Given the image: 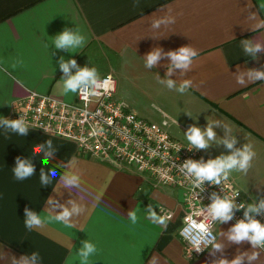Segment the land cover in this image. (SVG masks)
Segmentation results:
<instances>
[{"label": "crops", "instance_id": "obj_1", "mask_svg": "<svg viewBox=\"0 0 264 264\" xmlns=\"http://www.w3.org/2000/svg\"><path fill=\"white\" fill-rule=\"evenodd\" d=\"M156 20L160 26L154 28ZM65 28L86 37L75 53L52 43ZM243 41L264 46V0H0V117L11 119L15 102L30 92L74 101L76 94L63 92L61 58L95 67L100 78L113 69L116 99L132 110L138 106L134 87L161 110L189 111L192 122L213 123L216 139L207 148L212 159L250 144L256 154L251 167L246 173L232 170L228 179L247 206L258 207L264 200V80L253 81L247 73L264 71V52L254 58ZM182 46L198 52L190 70L167 75L171 61L166 55L145 67L152 50L167 53ZM166 79L176 88L160 83ZM184 80L191 86L180 93L176 89ZM233 138L230 150L222 141ZM39 145L52 153L46 164L43 152H33ZM17 157L31 160V177H14ZM41 171L48 176L46 185ZM64 173L78 176V186H65ZM149 205L164 224L149 219ZM74 206L79 211L67 218L71 229L54 219ZM26 208L48 214L29 230ZM131 211L137 213L136 223L129 219ZM185 214L177 188L158 185L129 166L119 169L89 159L72 140L31 128L21 136L0 125V264H13V256H26L28 264H83L79 253L85 242L96 249L87 264H218L221 259L231 264L238 256L242 264H264L260 248L229 240L235 225L230 221L216 227L219 250L213 245L200 257L188 256L179 236ZM253 252L258 258L250 262Z\"/></svg>", "mask_w": 264, "mask_h": 264}, {"label": "built area", "instance_id": "obj_2", "mask_svg": "<svg viewBox=\"0 0 264 264\" xmlns=\"http://www.w3.org/2000/svg\"><path fill=\"white\" fill-rule=\"evenodd\" d=\"M101 79L107 80L106 88L87 100L80 94H76L73 102H68L58 96L30 92L15 102L11 119L24 117L28 128L74 141L80 153L89 159L119 169L129 166L158 185L179 189L186 211L180 239L188 256H202L216 243V227L221 223L213 221L207 212L212 193L231 199L237 206L245 205L233 210L229 221L234 224L244 219L246 201L228 178H222L219 185L205 181L201 188L194 187V178L187 177L181 165L187 159L207 160L196 149L190 151L169 135L166 127L170 122L166 118L162 125L150 123L126 102L117 100V79L113 74ZM162 213L166 214L163 210ZM250 215L264 224L263 212ZM193 221L197 225L204 224L207 233L197 228L184 231ZM197 247L201 251H197Z\"/></svg>", "mask_w": 264, "mask_h": 264}, {"label": "clouds", "instance_id": "obj_3", "mask_svg": "<svg viewBox=\"0 0 264 264\" xmlns=\"http://www.w3.org/2000/svg\"><path fill=\"white\" fill-rule=\"evenodd\" d=\"M171 22H174V18ZM160 26V21H153L152 27L156 28ZM86 37L82 35L78 30L72 31L65 28L61 33H59L53 40L52 43L56 49H63L69 53H75L78 49H81L86 44ZM244 51L252 55L255 58L257 52H264V46L260 43L252 44L249 41H243ZM162 55H166L170 59L171 65L168 67L167 75H171L173 69H181L183 71L190 70V66L193 60L198 56V52L191 46H182L175 51H169L167 53H162V50L157 48L152 50L146 55L145 67L151 68L158 64L161 60ZM59 67L65 74V79H63V92L66 95L80 94L84 99H89L91 97H96L100 94L101 89H105L107 85V80H102L99 76L98 70L95 67H78L74 59L64 61L63 58L59 61ZM76 68L75 74H71L70 69ZM248 76L251 80H264V71H259L256 69H249ZM239 83H243V79L238 78ZM162 84H166L168 89L176 88V84L171 79H166L160 81ZM191 86L190 80H184L179 88L176 90L180 93H184ZM0 125H3L6 129L21 135L26 136L28 133V124L24 117L19 119H7L0 117ZM185 138L189 144V150L195 149H207L211 141L216 139V133L213 130V123H209L205 129H201L195 125H190L185 132ZM228 149H233L236 143L235 138L231 140L225 139L222 141ZM51 145V141H48ZM33 152L38 154L44 153L43 163H47L51 158L52 153L44 151V146H34ZM255 152L252 150L250 144H245L241 149L233 151L230 155H221L215 159H209L205 162L203 159L197 161L193 159H187L183 165H181V171L187 177L194 178L193 186L196 188H201L205 181L210 184L219 185L221 179H227L228 173L232 170H238L241 172H247L251 167V162L255 156ZM34 165L30 159L16 158V166L13 168L14 177L17 180H23L31 177L34 173ZM52 177L57 175L56 171L50 170ZM41 183L48 184V176L41 171ZM65 186H78L79 178L71 173H64L61 177ZM212 203L207 209L213 221L227 222L233 218L234 209L239 210L245 207L244 204L236 205L231 199L225 197L220 198L216 193L211 195ZM261 209H264V200L260 201L259 206L248 205L247 209L244 211V219L239 220L230 230H229V240L235 243H240L243 241H248L251 243L253 248L264 249V224H262L257 219L253 218L250 213H257ZM79 209L75 206L70 211L68 208H64L63 211L57 215L54 219L62 224L66 225L69 229L72 228L71 225L67 223V218L70 217L73 212H78ZM147 212L149 214V219L153 223L164 224L165 219L162 216H158L153 210V206L149 205ZM48 214L47 211H42L36 214L32 211L25 209V226L32 230L33 226H39L44 222L45 215ZM129 219L132 223L137 222L136 211L129 212ZM192 228H197L202 233H207V228L204 224L197 225L195 221L192 222L189 228L184 231H189ZM203 239V237H201ZM199 243V242H197ZM214 247L219 250L220 245H214ZM197 251H201L199 247L196 248ZM96 249L91 243L85 242L83 248L80 250L79 259L83 264H87L89 255L95 252ZM37 254H33L32 259H36ZM258 258V253L253 252L248 256V260L254 261ZM243 257L238 256L231 261V264H242ZM13 264H28V258L26 256H21L19 259L12 257ZM218 264H229L227 260L221 259Z\"/></svg>", "mask_w": 264, "mask_h": 264}, {"label": "rangeland", "instance_id": "obj_4", "mask_svg": "<svg viewBox=\"0 0 264 264\" xmlns=\"http://www.w3.org/2000/svg\"><path fill=\"white\" fill-rule=\"evenodd\" d=\"M108 74H113V76H115V70L113 69L110 70L104 76ZM131 89H133L132 90L133 94H135L136 98H138L137 111L135 112H137L142 119L150 123H155L159 125H162L163 120H165L166 118L169 122H171V126L166 127V130L168 131L169 135L175 140L179 141L183 146L190 147L184 135L190 125H195L197 127H200L202 130L207 127L206 124H199L197 122H192L191 112L161 110V107L156 103L153 104L149 96L143 94L142 91L134 87H131ZM68 102H73V101H68ZM196 150L206 160L212 159V156L210 155V153L207 152V149H196Z\"/></svg>", "mask_w": 264, "mask_h": 264}]
</instances>
